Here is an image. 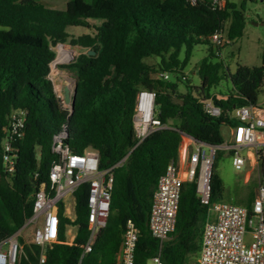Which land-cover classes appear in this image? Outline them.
<instances>
[{
	"label": "trees",
	"instance_id": "obj_1",
	"mask_svg": "<svg viewBox=\"0 0 264 264\" xmlns=\"http://www.w3.org/2000/svg\"><path fill=\"white\" fill-rule=\"evenodd\" d=\"M225 1L222 10H212L207 1L190 5L186 0H68L61 9L39 0H0V239L31 218L34 195L49 186L48 173L58 158L54 137L64 133L62 146L72 154L95 151L100 169L121 163L112 171L109 214L91 251L83 254L81 248L88 238L87 185H81L73 194V221L60 205L59 242L46 248L44 264H117L127 221L138 229L134 264H146L158 253L163 264H192L208 208L222 201L224 185L216 168L224 152L216 153L210 170L208 204L200 201L195 180L183 182L174 231L161 245L147 228L157 181L170 162L177 163L181 134L220 146V127L236 124L233 111L256 107L264 93V52L260 66L236 65L234 72L221 57V50L242 36V5L257 0ZM72 28L87 33L73 37ZM218 30L228 43L216 49L209 38ZM67 42L81 48L74 60L58 66L76 86L72 111L62 105L49 78L54 47ZM200 46L205 55L192 72L198 78L194 85L186 72ZM164 73L167 80L159 76ZM140 90L155 94L157 118L165 128L137 144L132 117ZM208 99L220 116L205 113L202 101ZM15 111L25 112V122L22 137L13 143L16 161L9 174L2 142ZM258 165L264 183V158ZM253 198L250 192L249 215ZM70 225L75 236L67 244ZM39 254V246L26 243L18 264H38Z\"/></svg>",
	"mask_w": 264,
	"mask_h": 264
},
{
	"label": "built area",
	"instance_id": "obj_2",
	"mask_svg": "<svg viewBox=\"0 0 264 264\" xmlns=\"http://www.w3.org/2000/svg\"><path fill=\"white\" fill-rule=\"evenodd\" d=\"M190 5L207 1L212 10H222L225 0H186ZM214 48L228 43L222 31H215L209 38ZM164 80L168 74H160ZM61 99V97H60ZM155 94L140 90L135 97L133 128L137 144L153 132L165 128L157 118L154 105ZM205 113L212 117L221 114L219 107L208 99L202 101ZM236 124L231 128L230 140L220 146L206 145L181 134L177 163L170 162L157 181L152 196L147 228L150 235L161 245L174 231L180 191L183 182L196 181L200 201L208 204L209 175L217 152L230 155L232 166L241 170L249 159L264 158V106L241 107L233 111ZM25 112L15 111L9 117L4 129L2 161L6 173H13L16 149L13 143L23 135ZM64 133L54 137V151L58 158L52 162L48 177L49 186L39 189L34 195L33 213L27 223L16 233L0 239V264H18L22 252L19 237L24 227L38 223L33 230L32 243L40 247L38 264H44L46 248L59 242V208L67 211L66 197L73 198L74 192L87 185V241L81 245L83 254L91 251V246L105 226L113 188V169L99 168L98 154L86 150L83 154H72L62 146ZM247 149V155L240 151ZM69 213V214H68ZM138 229L127 221L117 254V264H134V253ZM198 264H264V183H258L251 205V215L242 206L218 201L209 206L204 222ZM146 264H163L159 253Z\"/></svg>",
	"mask_w": 264,
	"mask_h": 264
},
{
	"label": "rangeland",
	"instance_id": "obj_3",
	"mask_svg": "<svg viewBox=\"0 0 264 264\" xmlns=\"http://www.w3.org/2000/svg\"><path fill=\"white\" fill-rule=\"evenodd\" d=\"M68 0H39V3L48 7L61 9L65 6ZM245 16V24L242 36L224 49L221 50V57L231 72H234L236 65L247 67H258L261 65L262 52H264V0H257L256 2H247L242 5ZM94 24V22H90ZM69 33L73 37L87 33L83 28H72ZM69 47L56 46L54 51L56 54L57 65L51 64V72L49 75L52 81L55 92L58 97H61V89L67 86L70 90L73 86V77L64 69H59L58 66L65 65L66 61H71L78 56L81 48L65 44ZM205 55V48L200 46L193 50L191 62L192 66L187 70L186 75H191L193 84H198V78L192 72L196 71L197 64ZM179 90L183 91V87L179 86ZM264 97V94L261 95ZM231 128L228 125L220 127V133L223 142L230 140ZM242 156L247 155V149L240 151ZM216 172L223 181L224 191L222 201L234 204L236 206L245 207L250 192H256V187L261 180L258 161L255 159L252 163H248L241 170H236L232 166V160L229 154L224 153L219 160ZM66 200L72 204L71 196L66 197ZM67 206L68 203L66 202ZM38 226V223H33L24 227L20 237L23 238V243H32L33 230ZM75 226H68L67 230L70 233H75ZM197 263V257H194L192 264Z\"/></svg>",
	"mask_w": 264,
	"mask_h": 264
},
{
	"label": "water",
	"instance_id": "obj_4",
	"mask_svg": "<svg viewBox=\"0 0 264 264\" xmlns=\"http://www.w3.org/2000/svg\"><path fill=\"white\" fill-rule=\"evenodd\" d=\"M57 46H64V47H69L66 46L65 44H59ZM89 55H93L94 52L89 51L88 52ZM72 60H74V57L72 58ZM71 60V61H72ZM56 61V57L54 58L53 62L51 63L52 65H57V63H55ZM71 61H66L65 63L68 64ZM51 67V65H50ZM61 103L64 107L66 108H70V111H72L74 103H75V99H76V86L75 84H73L72 89L70 90L66 85L62 87L61 89Z\"/></svg>",
	"mask_w": 264,
	"mask_h": 264
},
{
	"label": "crops",
	"instance_id": "obj_5",
	"mask_svg": "<svg viewBox=\"0 0 264 264\" xmlns=\"http://www.w3.org/2000/svg\"><path fill=\"white\" fill-rule=\"evenodd\" d=\"M262 94H264V93H262ZM262 104H264V97L261 96L260 99H259L258 105H262ZM230 136H231V131H230ZM252 162H253V160L249 159L248 163H252ZM66 202L68 203L67 211H70V214L68 213L69 215H64V216L66 218H68L70 221H73V219H74V215H73L74 199H73L72 204H70L68 200H66ZM64 214H66V213H64ZM74 236H75V233H70L69 230H67V232H66V243L67 244H71L73 239H74ZM197 259H198V257H197Z\"/></svg>",
	"mask_w": 264,
	"mask_h": 264
}]
</instances>
